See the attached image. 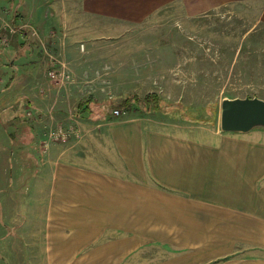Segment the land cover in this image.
Listing matches in <instances>:
<instances>
[{
	"label": "crops",
	"instance_id": "obj_1",
	"mask_svg": "<svg viewBox=\"0 0 264 264\" xmlns=\"http://www.w3.org/2000/svg\"><path fill=\"white\" fill-rule=\"evenodd\" d=\"M20 37L0 47L4 101L11 86L36 78L16 74L21 60H41L40 35ZM44 79L37 91L55 89ZM37 91L25 87L6 104L22 130L16 154L31 171L25 191L34 205L18 237L34 263L264 264V128L189 129L149 113L114 114L110 97L95 91L79 99L71 123L54 120L80 130L43 151L40 117L66 114ZM22 97L29 110L20 126Z\"/></svg>",
	"mask_w": 264,
	"mask_h": 264
},
{
	"label": "rangeland",
	"instance_id": "obj_2",
	"mask_svg": "<svg viewBox=\"0 0 264 264\" xmlns=\"http://www.w3.org/2000/svg\"><path fill=\"white\" fill-rule=\"evenodd\" d=\"M31 27L42 39L40 50L34 52L41 60L22 59L16 74L35 75L37 83L46 77L55 89L37 91L35 80L24 78L10 87L5 101L0 97V264H36L18 237V226L31 214L34 200L29 207L26 198L31 194H26L25 186L31 171L18 158L14 143L22 130L14 124V108L6 105L16 92L27 87L49 96L47 108L65 110L63 120L40 117L44 123L38 148L43 151L49 143L71 140L73 131L80 130L54 120L71 123L69 115L77 110L79 99L95 91L116 100L155 93L164 107L171 108L167 114L157 111L149 116L189 129L217 128L224 97L264 99V0L216 5L206 0H0L2 50L15 34L21 36L19 30L32 37ZM49 71L69 78H51ZM25 102L26 97L16 100L20 126L29 110H24ZM211 107L217 109L215 119L210 117ZM59 127L68 132L66 138L51 136ZM20 169L26 171L20 174Z\"/></svg>",
	"mask_w": 264,
	"mask_h": 264
},
{
	"label": "water",
	"instance_id": "obj_3",
	"mask_svg": "<svg viewBox=\"0 0 264 264\" xmlns=\"http://www.w3.org/2000/svg\"><path fill=\"white\" fill-rule=\"evenodd\" d=\"M218 126L223 132L237 133L264 128V99L257 96L222 98Z\"/></svg>",
	"mask_w": 264,
	"mask_h": 264
},
{
	"label": "trees",
	"instance_id": "obj_4",
	"mask_svg": "<svg viewBox=\"0 0 264 264\" xmlns=\"http://www.w3.org/2000/svg\"><path fill=\"white\" fill-rule=\"evenodd\" d=\"M19 33L21 34V36L24 37L27 36L26 30L23 31L19 30ZM108 103L112 109L115 108L114 110H119L120 112L122 111L124 113H129V114H132L133 112H137L144 115L157 111H161L167 114V112H169L168 108H171L170 105L168 106L165 105L164 107L160 102V98L157 95H155V93H148L144 95V97H140L138 95L133 94L130 96L120 97L118 100L110 98L108 100ZM82 105H84L83 102ZM216 110L217 109L213 107H211V109L209 110L211 119H215Z\"/></svg>",
	"mask_w": 264,
	"mask_h": 264
},
{
	"label": "built area",
	"instance_id": "obj_5",
	"mask_svg": "<svg viewBox=\"0 0 264 264\" xmlns=\"http://www.w3.org/2000/svg\"><path fill=\"white\" fill-rule=\"evenodd\" d=\"M31 30H32V34H33V35L38 36V35L36 34L37 30H36L35 28H32V27H31ZM49 76H50L51 78H58V79H60V80H61V79H62V80H63V79L68 80V78H69V75H56L55 73H53V72H51V71H49ZM119 113H120L119 110H114V114H119ZM67 135H68V132H67L66 130L62 129L61 127L55 129V131H53V132L51 133V136L54 137V139H64V138L67 137Z\"/></svg>",
	"mask_w": 264,
	"mask_h": 264
}]
</instances>
